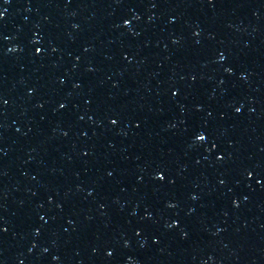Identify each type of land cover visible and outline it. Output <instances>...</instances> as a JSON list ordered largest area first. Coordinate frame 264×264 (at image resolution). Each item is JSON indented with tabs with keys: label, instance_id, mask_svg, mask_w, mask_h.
I'll use <instances>...</instances> for the list:
<instances>
[{
	"label": "water",
	"instance_id": "95a60500",
	"mask_svg": "<svg viewBox=\"0 0 264 264\" xmlns=\"http://www.w3.org/2000/svg\"><path fill=\"white\" fill-rule=\"evenodd\" d=\"M103 264H264V0H70Z\"/></svg>",
	"mask_w": 264,
	"mask_h": 264
}]
</instances>
